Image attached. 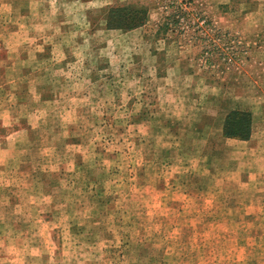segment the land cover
<instances>
[{
    "label": "rangeland",
    "instance_id": "1",
    "mask_svg": "<svg viewBox=\"0 0 264 264\" xmlns=\"http://www.w3.org/2000/svg\"><path fill=\"white\" fill-rule=\"evenodd\" d=\"M0 264H264V0H0Z\"/></svg>",
    "mask_w": 264,
    "mask_h": 264
},
{
    "label": "trees",
    "instance_id": "2",
    "mask_svg": "<svg viewBox=\"0 0 264 264\" xmlns=\"http://www.w3.org/2000/svg\"><path fill=\"white\" fill-rule=\"evenodd\" d=\"M108 26L111 29L133 31L148 21L147 8L135 7L111 8L107 14ZM252 133V115L247 111L231 112L224 124L223 135L227 139L248 141Z\"/></svg>",
    "mask_w": 264,
    "mask_h": 264
},
{
    "label": "crops",
    "instance_id": "3",
    "mask_svg": "<svg viewBox=\"0 0 264 264\" xmlns=\"http://www.w3.org/2000/svg\"><path fill=\"white\" fill-rule=\"evenodd\" d=\"M222 125H221V129L219 130V134L223 133V129H222ZM213 125L210 123L209 118L203 117V119L201 120V123L197 124V127H195L194 125V131L193 132H189L190 134V139L188 141H190V143H203L204 146V151H202L203 155L197 157V164L199 165H205L206 162H208V157H206L205 155H207L206 150H208V143H212L213 142V138L215 137V133H213ZM177 132H180L179 129ZM218 132V131H217ZM176 134V133H175ZM178 140V142L180 141V137H176L175 141ZM176 143V145H179V143ZM207 143V144H206ZM180 151V150H179ZM183 158V154L182 157ZM211 159H213V157L210 156ZM181 162V161H180Z\"/></svg>",
    "mask_w": 264,
    "mask_h": 264
}]
</instances>
